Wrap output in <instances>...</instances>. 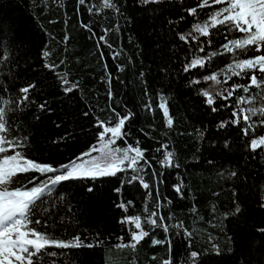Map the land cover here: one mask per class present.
Segmentation results:
<instances>
[{
	"label": "trees",
	"instance_id": "1",
	"mask_svg": "<svg viewBox=\"0 0 264 264\" xmlns=\"http://www.w3.org/2000/svg\"><path fill=\"white\" fill-rule=\"evenodd\" d=\"M229 2L0 0L2 135L20 141L14 151L60 168L128 116L111 145L116 157L142 153L116 175L64 181L46 194L32 217L41 223L29 227L65 243L79 236L84 246H46L41 264H192V251L196 264H264V144L251 147L264 139V73L229 67L264 54V43L225 50L246 35L230 23L212 26ZM206 25L207 35L196 31ZM196 59L204 64L192 67ZM245 99L258 108L247 121L233 116ZM55 174L19 177L36 178L30 188ZM141 231L148 235L133 241Z\"/></svg>",
	"mask_w": 264,
	"mask_h": 264
},
{
	"label": "snow or ice",
	"instance_id": "2",
	"mask_svg": "<svg viewBox=\"0 0 264 264\" xmlns=\"http://www.w3.org/2000/svg\"><path fill=\"white\" fill-rule=\"evenodd\" d=\"M149 2V0H145ZM215 3H223L224 0H214ZM84 3V0H81ZM105 6H110L106 4ZM195 11V9L193 10ZM227 13V15H223ZM223 15V19H219ZM230 23L235 27L236 30L245 33V38L230 41L229 44H225L224 48L228 52H232L234 49H245L248 46L256 45V50H260V46L264 43V0H230L229 6L221 9L212 17V26L215 27L217 24ZM253 28L255 31H253ZM196 31H200L205 35L208 34V26L203 28L197 26ZM103 39V37H100ZM185 39V37H181ZM47 55V52L44 53ZM213 56L217 53H212ZM204 60L196 59L192 62V67L196 65H203ZM259 66V69L264 73V54L258 55L253 59H244L236 62L234 65H230L233 75H239L245 69H252ZM239 70V71H236ZM188 71V68H185ZM205 80L216 81V75L205 76ZM198 82V81H197ZM218 82V81H217ZM67 83V81H65ZM257 84V77L255 75L251 78V85ZM34 86L30 85L21 89V91L27 94L30 88ZM239 87V86H237ZM66 92H71L72 88L65 89ZM244 91H248V87L244 88ZM203 95L207 98L206 103L212 107V111L217 109L214 107L215 101L211 94L204 92ZM232 96V92L227 94V97ZM26 98V97H25ZM45 107V105H41ZM252 115H256L255 109H248ZM261 114L264 115V109L261 110ZM237 113H233L235 117ZM129 119L125 116L119 121L116 127H108L104 129V132L100 134V138L103 139L106 133H111L112 138L122 137V128L125 125V121ZM245 121L249 119L248 115L243 117ZM171 123V121L169 122ZM221 127H224L221 124ZM8 129V124L5 120L4 111L0 110V264H41L40 256L42 250L46 249V246H55L57 248H78L83 247V242L79 236L75 237L73 241L67 243L57 241L55 238H51L48 235L38 231L34 226L29 227L33 224H40V220H32L34 214H38L42 209L41 205L44 203L46 194L51 193L54 189L61 184V182L91 178L96 179L98 177L113 176L116 175L115 171L109 168H102L98 164H93L91 167H85L83 164L70 163L69 165L55 168L50 165H42L34 162L31 159L26 158L25 154L21 151H14L22 147L19 140H12L2 133ZM244 134H248V129L244 130ZM109 142H113L112 139ZM259 144H264V139L259 141L252 140L251 147L253 150L257 148ZM136 156L142 155L140 149L137 147L134 149ZM14 154H6L13 152ZM172 153H168V157H172ZM124 159H129L127 152H125ZM122 162V161H121ZM136 163V159L132 158V163L129 167H132ZM36 171L41 174L44 173H56L54 177H48L47 180L41 183V186L28 187L29 184H34L36 178L27 180V183H22L19 177L21 173H28ZM135 179V177H133ZM145 188H148V184H144ZM92 189L90 188L89 191ZM116 191H119L117 189ZM175 191L180 193L181 187L175 186ZM123 207V205H121ZM155 216V212L151 214ZM135 224L136 228H141L139 218L131 221ZM149 223L157 225L155 219L149 220ZM159 226V225H157ZM165 231L167 229L165 228ZM29 235L34 239L28 238ZM148 233L141 231L138 235L133 234L132 240L139 243ZM153 245L162 243L159 240H153ZM31 246V247H30ZM91 247L92 245H87ZM135 245H133L134 247ZM27 254V255H25ZM55 256L56 253H51ZM192 264H196L199 254L196 251L190 253ZM67 264H74V261L69 260ZM164 264H169V261H165Z\"/></svg>",
	"mask_w": 264,
	"mask_h": 264
},
{
	"label": "rangeland",
	"instance_id": "3",
	"mask_svg": "<svg viewBox=\"0 0 264 264\" xmlns=\"http://www.w3.org/2000/svg\"><path fill=\"white\" fill-rule=\"evenodd\" d=\"M253 31H255L254 28ZM250 108L255 109L257 113L258 108L256 107V105H253L251 100L245 99L238 101L236 108L237 115L241 119H243L245 115H248L249 117L252 116L251 112L247 111ZM104 129L105 128H103L102 133L104 132ZM110 139L114 140L115 138H112L111 133H106L103 139H101L104 143L97 144V146H95V148H93L90 153H87L83 158L79 159L75 163L83 164L85 167H91L93 164H98L102 168H109L112 171H117L122 168L124 163H126L129 167V165L132 163V158H135L137 161L138 157L136 156V152L135 150L131 149L120 152L116 157L115 150L109 142ZM125 152H127L129 159H124ZM133 227L134 229L138 230L134 223Z\"/></svg>",
	"mask_w": 264,
	"mask_h": 264
}]
</instances>
